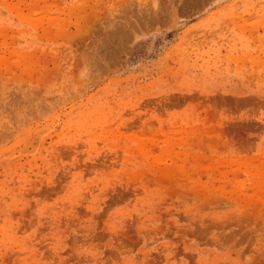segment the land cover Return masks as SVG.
Listing matches in <instances>:
<instances>
[{
	"label": "rangeland",
	"instance_id": "1",
	"mask_svg": "<svg viewBox=\"0 0 264 264\" xmlns=\"http://www.w3.org/2000/svg\"><path fill=\"white\" fill-rule=\"evenodd\" d=\"M0 264H264V0H0Z\"/></svg>",
	"mask_w": 264,
	"mask_h": 264
},
{
	"label": "bare ground",
	"instance_id": "2",
	"mask_svg": "<svg viewBox=\"0 0 264 264\" xmlns=\"http://www.w3.org/2000/svg\"><path fill=\"white\" fill-rule=\"evenodd\" d=\"M152 13V12H151Z\"/></svg>",
	"mask_w": 264,
	"mask_h": 264
}]
</instances>
